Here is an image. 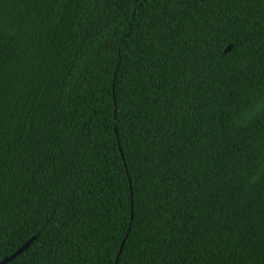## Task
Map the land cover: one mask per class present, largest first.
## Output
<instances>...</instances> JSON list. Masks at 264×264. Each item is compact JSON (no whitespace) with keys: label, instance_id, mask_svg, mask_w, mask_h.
<instances>
[{"label":"trees","instance_id":"trees-1","mask_svg":"<svg viewBox=\"0 0 264 264\" xmlns=\"http://www.w3.org/2000/svg\"><path fill=\"white\" fill-rule=\"evenodd\" d=\"M32 240L264 264V0H0V263Z\"/></svg>","mask_w":264,"mask_h":264},{"label":"water","instance_id":"water-1","mask_svg":"<svg viewBox=\"0 0 264 264\" xmlns=\"http://www.w3.org/2000/svg\"><path fill=\"white\" fill-rule=\"evenodd\" d=\"M232 49V47H229L227 49L226 52H230ZM34 240L30 241L27 245H25L21 250H19L15 255H13L12 257L10 258H6L4 261H2L0 264H8L10 262H12L13 260H15L19 255H21L26 249H28L31 244L33 243ZM116 264H118V260L116 262Z\"/></svg>","mask_w":264,"mask_h":264}]
</instances>
